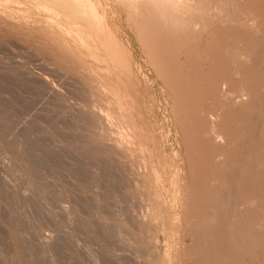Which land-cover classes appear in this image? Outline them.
Masks as SVG:
<instances>
[{
    "label": "rangeland",
    "instance_id": "obj_1",
    "mask_svg": "<svg viewBox=\"0 0 264 264\" xmlns=\"http://www.w3.org/2000/svg\"><path fill=\"white\" fill-rule=\"evenodd\" d=\"M30 5L24 0H0V264H14L15 245L31 264H188L193 252L187 254L186 248L193 238L186 230L187 201L190 193L203 191L204 177L197 180L200 173L184 170L177 144L182 139L166 99L169 87L146 63L132 65L133 77L125 80L130 102H137L135 113L127 118H133L131 127L142 128L139 137L134 127L132 140L144 139L142 145L152 150L159 145L156 162L164 167L168 155L167 167L175 171L163 173L164 185L147 186L149 191L141 188L142 176L149 173L143 162L149 158L138 157L137 147L133 150L138 141L124 153L114 148V142L121 140L119 132L130 128L120 126L126 116L117 117L122 120L116 119L118 124L114 119L116 125L108 129L90 119L93 107L105 113L90 93V77L81 74L91 61L78 58L77 49L71 55L52 42ZM110 8L107 18L117 22L120 10ZM85 32L91 39L92 34ZM208 97L202 101L205 107ZM129 99H124L127 108L133 104ZM148 130H154L156 136L150 131L154 141ZM16 158L27 159L31 173ZM151 210L161 219L151 221L147 229L143 223ZM169 244L170 261L164 262L158 253Z\"/></svg>",
    "mask_w": 264,
    "mask_h": 264
},
{
    "label": "bare ground",
    "instance_id": "obj_2",
    "mask_svg": "<svg viewBox=\"0 0 264 264\" xmlns=\"http://www.w3.org/2000/svg\"><path fill=\"white\" fill-rule=\"evenodd\" d=\"M24 1L30 3L31 9L40 17L38 24L52 42L71 55L77 49L78 58L84 60L87 57L91 61L84 70L86 72L82 70L81 74L90 77V93L102 106L98 108L105 109L104 114L94 107L87 110L96 126L106 124L99 128L108 129L116 125L117 117L126 116L125 119L129 115L130 118L135 113L132 110L137 102H130L125 84V80L130 81L133 77L132 65H150L155 76L169 87L167 92L171 95L169 93L170 97L166 99L170 100L169 106L177 121L175 130L182 139V143L177 141V144L182 152L184 170L187 169L189 174L200 173L197 180L204 177L201 180L203 191L200 188L199 195L190 193L191 198L187 201L189 223L186 230L193 238L186 248L187 254L193 252L187 263L264 264V0ZM108 6L119 9L122 18L117 22L109 20L107 16L112 10L107 9ZM84 29L92 34L91 39L86 37L89 33ZM207 94L209 104L205 107ZM126 97L128 104L131 103L128 108L124 102ZM129 118L120 126L125 127L124 130L127 126L131 129L128 132L127 128L126 133L118 131L122 133L121 140L114 142V148L123 153L136 135L142 136V128L131 127L133 118ZM118 120L122 121L121 118ZM134 127L140 133L135 135ZM148 131L151 135L150 131L154 130ZM220 138L223 139L221 143ZM139 139L136 137L133 141L138 144H131H137L133 150L137 147L134 151L140 153L135 152L138 157L142 154V158L145 155L149 158L143 162L147 163L145 167L149 173L142 176L141 188L149 190L147 186L150 185L160 188L167 181L163 179V173H175L171 170L173 166L167 167L170 158L165 156V166L161 167L160 160H155L161 154L157 150L159 145L152 150L155 144L149 149L147 144L142 145L146 141ZM24 158L16 160L28 172L32 171ZM152 212H148L144 226L161 219L155 210ZM164 247L158 254L167 262L171 247L170 244ZM14 249V264H31L19 245ZM245 257L250 260L245 262Z\"/></svg>",
    "mask_w": 264,
    "mask_h": 264
}]
</instances>
